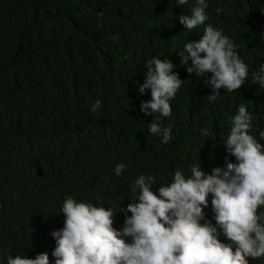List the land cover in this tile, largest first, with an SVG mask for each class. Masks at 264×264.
Listing matches in <instances>:
<instances>
[{
	"label": "clouds",
	"instance_id": "clouds-1",
	"mask_svg": "<svg viewBox=\"0 0 264 264\" xmlns=\"http://www.w3.org/2000/svg\"><path fill=\"white\" fill-rule=\"evenodd\" d=\"M177 3L182 6L188 0ZM206 8V0H196L190 15L179 16L184 31L205 26L198 40L183 42L171 54L174 58L163 57L169 54L158 47L177 44L181 37L151 31L156 47L140 57L134 68L142 116L134 131L111 127L103 120L61 128L57 123L61 116L85 117L93 98L111 88L108 82L90 97L84 80L77 90L71 80L54 108L52 132L20 133L17 119L18 129L0 133V150L20 155L27 164L15 182L18 201L9 193L13 206L23 212V193L38 180L45 202L31 217L39 254L34 259L9 256L7 264H249L264 258V212L260 210L264 207V125L257 123L249 107L248 65L222 30L205 24ZM187 78L191 87L206 88L203 99L192 94L178 98ZM251 83L264 92V66L252 73ZM223 95L228 98L218 112ZM100 106L97 100L91 111ZM13 111L8 108L10 115ZM215 112V120L208 124ZM94 142H104L113 174L124 186L125 200L118 213L106 208L114 177L97 166L86 146ZM209 146L220 161H235L227 163L226 170L214 167L205 173ZM75 151L89 163H78L68 175L49 180ZM139 152V177L125 181L120 158L125 153L136 157ZM153 156L176 164L165 184L157 182L152 171L148 159ZM88 194L90 201H85Z\"/></svg>",
	"mask_w": 264,
	"mask_h": 264
},
{
	"label": "trees",
	"instance_id": "trees-1",
	"mask_svg": "<svg viewBox=\"0 0 264 264\" xmlns=\"http://www.w3.org/2000/svg\"><path fill=\"white\" fill-rule=\"evenodd\" d=\"M206 3L205 24L222 30L248 65L245 91L255 120L263 126L264 92L251 82L252 73L264 66V0H206ZM195 4L196 0H188L182 6L177 0H0V133L18 129L17 119L21 122L20 133L52 132L54 108L59 106L60 93L71 80L73 90L84 80L90 97L99 94L108 82L111 88L93 98L85 117L61 116L57 120L61 128L75 129L103 120L111 127L134 131L142 117L137 108L134 68L140 57L149 55L148 51L156 47L151 42V31L181 37L177 44L158 47L169 54L163 57L174 58L171 54L183 42L198 40L203 34L205 25L191 32L179 28V16L190 15ZM184 81L179 99L187 94L203 99L207 94L204 87H191L189 78ZM227 98V95L220 98L218 112ZM97 100L101 106L93 112L91 106ZM9 107L14 108L11 115ZM216 116L217 112L208 124ZM104 145V142L86 144L93 151L97 166L113 174L114 165ZM141 157L142 152L136 157L128 153L121 156L125 181L139 177ZM148 161L157 182L169 181L176 164L165 163L157 156ZM234 161H220L217 151L209 146L208 164L203 171L210 174L214 167L226 170L227 163ZM78 163L89 162L82 152L75 151L64 159L59 172L48 179L68 175ZM25 168L23 157L0 150V264H7L9 256L34 259L39 254L38 235L32 230L31 217L45 206L39 192L40 181L31 183L24 191L23 212L15 209L9 195L18 201L14 195L15 182ZM113 177L105 205L118 213V206L125 200L124 186L114 174ZM90 198L88 194L84 200ZM260 210L264 212V207ZM249 264H264V258L252 259Z\"/></svg>",
	"mask_w": 264,
	"mask_h": 264
}]
</instances>
